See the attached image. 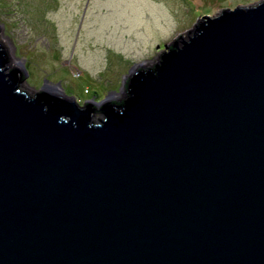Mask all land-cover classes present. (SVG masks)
Masks as SVG:
<instances>
[{"label":"water","instance_id":"water-1","mask_svg":"<svg viewBox=\"0 0 264 264\" xmlns=\"http://www.w3.org/2000/svg\"><path fill=\"white\" fill-rule=\"evenodd\" d=\"M165 47L80 104L0 41V264H264V0Z\"/></svg>","mask_w":264,"mask_h":264},{"label":"rangeland","instance_id":"rangeland-1","mask_svg":"<svg viewBox=\"0 0 264 264\" xmlns=\"http://www.w3.org/2000/svg\"><path fill=\"white\" fill-rule=\"evenodd\" d=\"M256 1L0 0V41L11 63L24 61L32 93L48 79L80 104L122 99L130 69L158 62L203 15Z\"/></svg>","mask_w":264,"mask_h":264},{"label":"bare ground","instance_id":"bare-ground-1","mask_svg":"<svg viewBox=\"0 0 264 264\" xmlns=\"http://www.w3.org/2000/svg\"><path fill=\"white\" fill-rule=\"evenodd\" d=\"M15 61H16V59H15ZM16 62H18V60L16 61ZM14 63V62H13ZM111 96V95H110Z\"/></svg>","mask_w":264,"mask_h":264},{"label":"flooded vegetation","instance_id":"flooded-vegetation-1","mask_svg":"<svg viewBox=\"0 0 264 264\" xmlns=\"http://www.w3.org/2000/svg\"><path fill=\"white\" fill-rule=\"evenodd\" d=\"M128 94L127 92H125V95Z\"/></svg>","mask_w":264,"mask_h":264}]
</instances>
